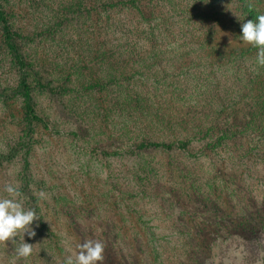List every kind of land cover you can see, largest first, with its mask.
<instances>
[{
	"label": "rangeland",
	"instance_id": "rangeland-1",
	"mask_svg": "<svg viewBox=\"0 0 264 264\" xmlns=\"http://www.w3.org/2000/svg\"><path fill=\"white\" fill-rule=\"evenodd\" d=\"M101 1L0 0L43 118L26 135L0 31V196L18 185L39 218L17 264H64L86 239L105 245L103 264H264V67L239 38L264 0L85 10ZM198 99L246 128L247 155L126 150L156 112L177 118L172 106ZM13 258L12 243L0 245V264Z\"/></svg>",
	"mask_w": 264,
	"mask_h": 264
},
{
	"label": "trees",
	"instance_id": "trees-1",
	"mask_svg": "<svg viewBox=\"0 0 264 264\" xmlns=\"http://www.w3.org/2000/svg\"><path fill=\"white\" fill-rule=\"evenodd\" d=\"M122 2L126 1L105 0L99 4L95 3L89 7L87 6L88 8L85 10H95L98 7L106 8L115 5V3ZM127 2H131L134 7L138 8L135 5V0H128ZM140 11L145 14L142 8H140ZM252 20L255 21V19ZM0 31L3 38L2 42L18 70L17 88L23 98L26 135H30L34 124L41 122L43 118L35 111L33 104L32 89L27 77V67L30 65L25 61L20 46L16 42L18 33L11 30L7 19V12L1 3ZM41 79L46 81V83L42 84H45L43 86L47 91L53 92L55 86L52 83L50 84V81L45 77L42 76ZM110 80V78L107 79L100 86H105ZM139 103L141 104L139 106L142 108L143 106L144 108H149L145 105V101L141 100ZM174 108L178 109L181 113L177 118L173 116L165 118L163 114L156 112L150 117L149 121L145 122L141 120L145 122L143 127L145 131L142 132V135L130 137L131 143L126 150L129 152H140L147 149H165L188 154L194 153L192 151L218 153L221 147L227 146L228 151L236 157L245 156L249 153V150H247V138L242 134L246 128L233 124L229 116L223 114L224 112H216L200 99L188 105L186 104L185 107L172 106V111ZM141 111L143 110L141 109ZM155 132H157L156 135H154ZM222 140H226L224 141V145H221ZM15 154L16 151L11 149L7 153L6 158L11 159Z\"/></svg>",
	"mask_w": 264,
	"mask_h": 264
},
{
	"label": "clouds",
	"instance_id": "clouds-1",
	"mask_svg": "<svg viewBox=\"0 0 264 264\" xmlns=\"http://www.w3.org/2000/svg\"><path fill=\"white\" fill-rule=\"evenodd\" d=\"M239 38L245 45L257 49L255 63L259 67H264V15L258 16L255 21L248 20L242 23ZM3 191L7 195L0 196V245L12 243L14 258L10 264H17L18 260H27L33 253L34 246L26 243L24 236L25 234L29 238L36 236L32 224L39 218L34 209H25L18 185L7 183ZM104 251L105 245L100 240L86 239L76 244L74 249H70L64 264H103Z\"/></svg>",
	"mask_w": 264,
	"mask_h": 264
}]
</instances>
